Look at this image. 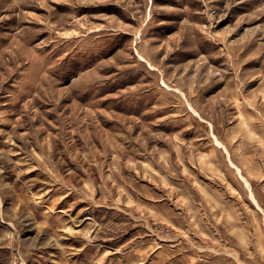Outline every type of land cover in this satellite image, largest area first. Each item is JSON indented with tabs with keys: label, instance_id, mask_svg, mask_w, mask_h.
Listing matches in <instances>:
<instances>
[{
	"label": "rangeland",
	"instance_id": "obj_1",
	"mask_svg": "<svg viewBox=\"0 0 264 264\" xmlns=\"http://www.w3.org/2000/svg\"><path fill=\"white\" fill-rule=\"evenodd\" d=\"M187 101L261 157L264 0H0V264L185 250L211 210L181 186L232 174L184 140Z\"/></svg>",
	"mask_w": 264,
	"mask_h": 264
},
{
	"label": "crops",
	"instance_id": "obj_2",
	"mask_svg": "<svg viewBox=\"0 0 264 264\" xmlns=\"http://www.w3.org/2000/svg\"><path fill=\"white\" fill-rule=\"evenodd\" d=\"M187 103L190 109L188 111L191 112L187 119L191 121V125L186 120L190 132H186L184 140L196 147L198 153H211V165L217 164L219 167L220 160L229 161L232 174L225 177L224 184L202 181L196 177L197 186L195 182L193 186H181L180 189L187 193L190 190L201 192L203 197L200 202L195 198L189 202L197 208L198 204L203 203L202 208L205 210L206 205L211 212L207 214L203 211L201 216L187 221L201 225V228L179 234L190 243L185 250L179 251L180 247L174 246L175 243L157 245L158 247L153 244L148 264H264V232H258V225L261 223L259 214L262 217L264 215V152L259 157L258 143L255 146L251 143L253 138L246 142L244 150L243 143H238V138L232 142L218 138L215 132L218 121L212 116L206 115V119L203 118L193 103ZM194 114L199 116L202 123L208 125L207 132L212 136L210 141L205 134L195 131L192 121ZM231 145H236L234 150L240 154V159L236 162L240 163H233L235 159H232ZM212 148L214 149L211 151ZM217 153L220 156L216 158L214 155ZM200 159L205 161L206 155H200ZM226 225L233 226L232 234H225L223 226ZM199 241L202 243L198 244ZM259 241L262 243L259 244Z\"/></svg>",
	"mask_w": 264,
	"mask_h": 264
},
{
	"label": "bare ground",
	"instance_id": "obj_3",
	"mask_svg": "<svg viewBox=\"0 0 264 264\" xmlns=\"http://www.w3.org/2000/svg\"><path fill=\"white\" fill-rule=\"evenodd\" d=\"M248 184V183H247Z\"/></svg>",
	"mask_w": 264,
	"mask_h": 264
}]
</instances>
